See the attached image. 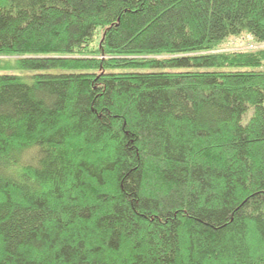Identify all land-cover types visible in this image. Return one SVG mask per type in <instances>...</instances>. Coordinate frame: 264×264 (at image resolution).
<instances>
[{
	"label": "trees",
	"instance_id": "1",
	"mask_svg": "<svg viewBox=\"0 0 264 264\" xmlns=\"http://www.w3.org/2000/svg\"><path fill=\"white\" fill-rule=\"evenodd\" d=\"M0 264H264V0H0Z\"/></svg>",
	"mask_w": 264,
	"mask_h": 264
},
{
	"label": "rangeland",
	"instance_id": "2",
	"mask_svg": "<svg viewBox=\"0 0 264 264\" xmlns=\"http://www.w3.org/2000/svg\"><path fill=\"white\" fill-rule=\"evenodd\" d=\"M252 47L249 46V40L247 38H241V39H231L228 41V43L220 50V51H233V50H245V49H251ZM57 72V71H53ZM28 74H32L34 72H27ZM46 73V72H42ZM48 73H52L49 71Z\"/></svg>",
	"mask_w": 264,
	"mask_h": 264
}]
</instances>
